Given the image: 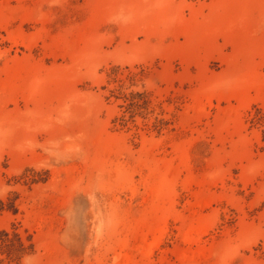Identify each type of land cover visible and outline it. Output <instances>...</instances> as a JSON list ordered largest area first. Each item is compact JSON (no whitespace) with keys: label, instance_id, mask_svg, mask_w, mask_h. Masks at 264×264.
Listing matches in <instances>:
<instances>
[{"label":"rangeland","instance_id":"374dc122","mask_svg":"<svg viewBox=\"0 0 264 264\" xmlns=\"http://www.w3.org/2000/svg\"><path fill=\"white\" fill-rule=\"evenodd\" d=\"M3 231L0 264H264V0H0Z\"/></svg>","mask_w":264,"mask_h":264},{"label":"trees","instance_id":"16d2710c","mask_svg":"<svg viewBox=\"0 0 264 264\" xmlns=\"http://www.w3.org/2000/svg\"><path fill=\"white\" fill-rule=\"evenodd\" d=\"M30 241V240H28ZM32 244H26L22 237L17 233L10 234L3 231L0 237V249L10 260L19 258L18 255L25 254L28 249L32 250Z\"/></svg>","mask_w":264,"mask_h":264}]
</instances>
